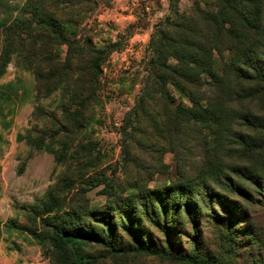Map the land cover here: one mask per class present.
<instances>
[{
    "label": "rangeland",
    "instance_id": "1",
    "mask_svg": "<svg viewBox=\"0 0 264 264\" xmlns=\"http://www.w3.org/2000/svg\"><path fill=\"white\" fill-rule=\"evenodd\" d=\"M27 1L0 0V23L12 25ZM195 2L214 8V0H180L179 8L191 11ZM170 13V0H114L84 24L95 44L116 43L117 48L103 65L100 104L90 110L92 120L79 134L92 149L95 166L77 190L87 191L90 209L115 214L111 235L122 248L114 253L90 244L84 253L92 264H185L179 261L185 255L219 264H264V94L250 97L249 89L235 84L240 94L227 97L222 118L211 126L189 125L171 145L138 132L132 140L122 136L125 115L148 75L151 35ZM259 44L254 55L264 62V43ZM61 49L65 57L67 47ZM226 55L218 57L221 71L231 69L235 57ZM22 60L13 55L0 79V92L13 83L18 93L9 92L0 115V264H73L74 253L54 248L48 239L51 225L62 223V212L39 214L40 200L69 174L68 166L18 140L28 130L46 131L45 122L35 121L32 113L37 106L57 111L61 99L54 93L37 101L35 77ZM170 90L176 104L191 105L181 91ZM79 136L71 134L76 152ZM126 143L129 155L123 153ZM145 246L155 253L143 251Z\"/></svg>",
    "mask_w": 264,
    "mask_h": 264
},
{
    "label": "trees",
    "instance_id": "2",
    "mask_svg": "<svg viewBox=\"0 0 264 264\" xmlns=\"http://www.w3.org/2000/svg\"><path fill=\"white\" fill-rule=\"evenodd\" d=\"M179 1L170 0V15L155 26L151 35L150 57L146 61L148 75L135 106L123 120L124 141L132 140L138 132L171 145L189 125L211 126L222 118V111L231 100L227 97L240 94L234 92L235 84L249 89L245 93L250 97L264 94V62L254 55L259 43H264V0H214L213 9L195 2L187 12L180 10ZM113 2L28 0L12 25L0 23V34L4 32L0 41V79L12 56H23V68L33 73L37 83V101L54 93L60 95L57 111L37 106L32 113L35 121L45 122L47 130L40 134L28 130L19 134L18 140L36 151L51 153L56 165L68 166L69 174L48 191L44 201L40 200L39 214L62 212V223L51 225L48 239L56 249L71 250L75 256L73 264H92L91 256L84 253L90 244L104 245L114 253L122 250L111 235L115 214L90 209L87 191L77 190L95 166L92 149L80 141L79 134L92 120L90 110L100 104L103 65L117 48L116 43L95 44L84 24L101 7H110ZM62 46L67 47L65 57ZM228 52L235 53L231 69L221 71L218 57L226 59ZM233 76L235 79L231 80ZM252 83L257 87H249ZM14 86L4 85L8 93L0 92V115L4 113L3 102L11 99L9 92L18 96ZM170 86L185 94L191 105L176 104ZM71 134L79 136L77 152ZM126 147L127 143L123 153L129 155ZM23 169L24 166L20 172ZM224 176L231 179L229 174ZM215 180L221 185L219 175ZM70 194V203H66ZM76 195L80 196L76 199ZM91 220L103 227L99 229ZM1 231L0 221V234ZM142 250L155 253L149 246ZM179 261L219 264L216 259L200 255L181 256Z\"/></svg>",
    "mask_w": 264,
    "mask_h": 264
}]
</instances>
